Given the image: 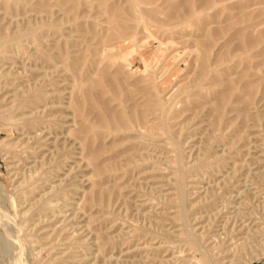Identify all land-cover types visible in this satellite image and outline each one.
Segmentation results:
<instances>
[{
	"label": "rangeland",
	"instance_id": "374dc122",
	"mask_svg": "<svg viewBox=\"0 0 264 264\" xmlns=\"http://www.w3.org/2000/svg\"><path fill=\"white\" fill-rule=\"evenodd\" d=\"M0 43V237L24 260L264 264V0H0Z\"/></svg>",
	"mask_w": 264,
	"mask_h": 264
},
{
	"label": "bare ground",
	"instance_id": "6f19581e",
	"mask_svg": "<svg viewBox=\"0 0 264 264\" xmlns=\"http://www.w3.org/2000/svg\"><path fill=\"white\" fill-rule=\"evenodd\" d=\"M15 12V11H14ZM28 35H31V34H28ZM28 35H26V36H28ZM24 37H25V35H23ZM12 40H15V39H12ZM10 41V40H9ZM5 42V41H4ZM2 43V42H1ZM0 43V44H1ZM2 44H4V43H2ZM5 45V44H4ZM1 46V45H0ZM221 50V49H220ZM219 50V51H220ZM219 51H217V52H219ZM216 57V56H215ZM156 58V57H155ZM119 75V74H118ZM119 79V78H118ZM33 93H35V91L33 92ZM39 93H40V91L39 90H36V95H39ZM32 94V93H31ZM30 94V95H31ZM42 95H44L43 93H41ZM36 97V96H35ZM26 99H27V97H26ZM39 99H42V98H40V96H37V98H35L34 100H39ZM44 99V98H43ZM20 102V101H19ZM25 102H26V100H25ZM32 102V101H31ZM41 102V101H40ZM33 103V102H32ZM107 103V102H106ZM33 104H35V103H33ZM17 105H19V104H17ZM35 106V105H34ZM17 107V106H16ZM10 112V111H9ZM130 112V111H129ZM99 114H101V113H99ZM8 116V115H7ZM19 119V118H18ZM34 119H36V118H34ZM33 119V120H34ZM24 120V119H23ZM32 120V119H31ZM126 120V119H125ZM27 121V120H26ZM114 121H115V119H114ZM25 122V121H24ZM28 122V121H27ZM30 123V122H29ZM39 123V122H38ZM12 125V124H11ZM20 125V124H19ZM110 125H111V123H110ZM167 125V124H166ZM167 129V128H166ZM171 138H173L172 136H171ZM180 143V142H179ZM177 141H175V145L177 146V149H178V153L181 155V152H182V150H181V147H180V144H179ZM180 155H178V156H180ZM182 157V156H181ZM181 157L180 158H177V162H176V164H177V166H178V169L180 170V172L182 171L183 172V174L180 176V178H179V180H178V182H177V201H178V204H179V213H180V217H181V219L185 222V224L187 225L188 224V206H187V200H186V172L187 171H185L184 169H183V167L181 166V161H180V159H181ZM177 169V170H178ZM0 190H1V184H0ZM47 198V197H46ZM44 204V203H43ZM42 205V204H41ZM40 205V206H41ZM42 208V207H41ZM38 209H39V207H38ZM37 209V210H38ZM42 210H43V208H42ZM184 226V225H183ZM187 226H189V225H187ZM187 228H190V227H187ZM188 234L187 235H189V237H190V239L197 245V246H199V247H201L200 245H199V243H200V237L198 236V235H196L195 233H193V232H190L189 231V229H188ZM161 234V233H160ZM1 238V240H3L4 241V245H6V249L8 250V253L10 254V258H12L11 260H12V262H13V264H29V262L28 261H26V260H24V256L22 255V253L17 249V248H15L4 236H1L0 237ZM1 243V244H2ZM3 246V245H2ZM5 248V247H4ZM202 248V247H201ZM203 250V249H202ZM204 251V250H203ZM205 257V256H204ZM207 257V261H208V263L207 264H214V263H212V261H211V258L210 257H208V255L206 256Z\"/></svg>",
	"mask_w": 264,
	"mask_h": 264
}]
</instances>
